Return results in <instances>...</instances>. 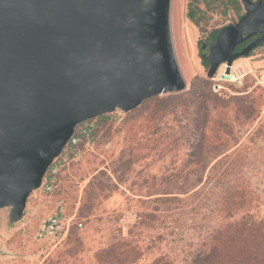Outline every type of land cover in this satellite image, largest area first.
Segmentation results:
<instances>
[{"label":"rangeland","instance_id":"rangeland-1","mask_svg":"<svg viewBox=\"0 0 264 264\" xmlns=\"http://www.w3.org/2000/svg\"><path fill=\"white\" fill-rule=\"evenodd\" d=\"M189 2L172 0V8L179 3L184 18L183 40L192 59L193 72L186 80L184 92L194 87L200 89L208 82V89L218 98L249 96L256 101L255 114L250 119L228 114L231 120L237 119L232 123L239 138L234 149L240 150L243 164L224 180L217 175L208 181L206 173L204 187L196 189L202 191L200 196L181 211H167L164 206L171 209L177 205H163L155 201L157 198L185 197L178 194L182 188L178 171L190 154L186 126L193 119L191 110L180 109L178 101L168 106L157 103L168 96L160 95L125 117L120 113L97 117L77 127L74 140L52 165L54 192L50 196L41 192L32 196L29 208L35 211L29 215L27 224L7 236L0 233L7 253L5 258L0 257V264H100L96 254L116 242L121 244L126 264H153L157 258L182 264L202 248L207 242L205 234L214 226L237 221L255 222L260 230L254 235L237 230L229 237L223 236L219 255L226 264H264V89L256 80L264 74V45L234 61L253 71L241 88L221 83L215 93L212 89L215 81L207 77L208 65L203 64L200 46L211 31L229 25L230 9L226 2L218 12L208 13L197 27L186 17ZM200 7L205 10L203 5ZM181 103L192 106L186 100ZM158 127L167 136L160 142L156 135ZM174 130L179 132L175 144L168 138ZM94 176L97 179L93 180ZM238 182L247 185L245 196L242 201L233 199L235 203L222 211L219 196L228 184L236 186ZM163 192L172 194L162 195ZM89 196L93 197L91 201ZM58 204L64 206L66 214H75L82 228L73 225L61 239H36L39 225ZM155 208L164 211L168 217L165 223L153 225L149 218H137L141 212L153 215Z\"/></svg>","mask_w":264,"mask_h":264},{"label":"water","instance_id":"water-1","mask_svg":"<svg viewBox=\"0 0 264 264\" xmlns=\"http://www.w3.org/2000/svg\"><path fill=\"white\" fill-rule=\"evenodd\" d=\"M172 0H0V233L27 224L79 125L184 92ZM202 43L207 77L264 45V0ZM258 38L241 50L236 48ZM7 253L0 241V257Z\"/></svg>","mask_w":264,"mask_h":264},{"label":"trees","instance_id":"trees-1","mask_svg":"<svg viewBox=\"0 0 264 264\" xmlns=\"http://www.w3.org/2000/svg\"><path fill=\"white\" fill-rule=\"evenodd\" d=\"M226 2L230 9L228 12L230 13L229 24L235 23L242 14V7L239 0H190L186 17L191 23L199 27L201 23L206 20L208 13L218 12ZM200 5H203L205 10H201ZM221 28L211 31L206 42L213 39ZM200 52L202 56L204 51L200 49ZM203 64L205 66L208 65L204 59ZM207 84L208 82H205L200 89L194 87L186 92L168 95L157 101V103L161 102L163 105L166 104L167 106L168 104H174L178 101L179 108H186L188 111L190 109V115L193 118L188 121L186 126V129L189 131L190 154H187V158L181 165L180 171H178L180 172L182 179L180 183L178 182L179 185L182 186V188L179 189L178 194L185 197L180 198L177 196H170L164 199L157 198V200H155L158 203L161 202L163 205L167 203L177 205L176 208L171 209L164 206V209L167 211L176 209L181 211V208L185 207L188 202L193 201L197 196H200L202 191L196 189L199 186H201V188L204 187L203 185L205 183L203 182V179L206 173L208 181H212L217 175L218 178L221 177L222 180H224L228 178V176H231L232 172L236 171L238 166H241L244 161L242 160L243 156H240V150L237 148L234 149L239 143V138L235 134L232 123L233 121L237 122V119L231 120L228 114L231 115V113H234L233 115H242L244 116V118H242L243 120L250 119L255 114L254 109L257 107V103L255 100H250L249 96H237L228 99L218 98L216 95L212 94L210 89H208ZM156 99L157 98H152L149 102L155 101ZM181 100L190 102L192 106L181 103ZM184 128L181 129L184 130ZM159 129L160 128L158 127V133L156 135L157 140L160 142L164 138L166 139L167 136H164ZM177 133L179 132L174 130V133L170 134L168 137L170 138L169 141L173 144L178 142V139L176 138ZM180 135H182V131H180ZM192 154L195 156H191ZM101 174L102 172H99L98 175L100 176ZM171 178L174 179V176L171 175ZM95 179H97L96 176H94L93 180ZM242 183L238 182L236 186L231 183L228 184L227 189H224V192L219 196L220 199H222V207H224L222 211L225 212L226 207L232 206L231 204L235 203L233 202V199H236V201H242L245 192L248 190L247 185ZM102 187L104 188V185ZM109 189H111L110 186ZM169 194L172 193H162V195ZM88 198L91 201L93 197L89 196ZM163 212L164 211H161L159 208H155L153 210V215H145L141 212L137 215V218L140 220L149 218L153 225H160L165 223L168 218ZM215 212H217V210L210 212V214H214ZM73 225L77 226L76 224ZM73 225H71V227H73ZM259 227L258 224L255 225V222L246 221H237L229 224L220 223L205 234L207 242L202 244V248L198 250L192 258L187 259L182 264H226L225 259H222L219 255L221 238L223 236L229 237L230 234L237 230L244 231L249 235H254L256 230H260L258 229ZM199 231L200 228L198 232ZM75 242L77 241L75 240ZM121 248L119 242L109 244L96 254V260L100 264H126V258L123 256V250ZM153 264L180 263H176L173 260L157 258L154 260Z\"/></svg>","mask_w":264,"mask_h":264},{"label":"built area","instance_id":"built-area-1","mask_svg":"<svg viewBox=\"0 0 264 264\" xmlns=\"http://www.w3.org/2000/svg\"><path fill=\"white\" fill-rule=\"evenodd\" d=\"M253 71L242 64L233 63L229 68V73H226V64H222L215 76L212 78L215 83L212 89L215 93L219 92L221 83H229L236 88H241L246 77L252 74ZM257 84L264 89V74L257 79ZM75 137V136H74ZM74 140V138H73ZM72 140V141H73ZM55 170L51 166L45 178L44 188L41 191L44 195H51L56 189V180L54 177ZM76 224L82 228V224L77 222L75 214L68 215L65 213L64 206L58 204L56 210L48 215L39 225L36 233V239H61L66 237L71 225Z\"/></svg>","mask_w":264,"mask_h":264},{"label":"bare ground","instance_id":"bare-ground-1","mask_svg":"<svg viewBox=\"0 0 264 264\" xmlns=\"http://www.w3.org/2000/svg\"><path fill=\"white\" fill-rule=\"evenodd\" d=\"M170 28H171V38L176 60L181 72V75L185 82L189 80L193 69L192 62L187 53V49L183 40L185 29H184V18L182 17L181 9L179 3H176L170 11ZM173 30V33H172Z\"/></svg>","mask_w":264,"mask_h":264},{"label":"flooded vegetation","instance_id":"flooded-vegetation-1","mask_svg":"<svg viewBox=\"0 0 264 264\" xmlns=\"http://www.w3.org/2000/svg\"><path fill=\"white\" fill-rule=\"evenodd\" d=\"M258 37H259V35L253 36L252 38H250L249 40H247L246 42L241 44L239 47H237L236 51L241 50L243 47H245L247 44H249L250 42H252L253 40H255Z\"/></svg>","mask_w":264,"mask_h":264}]
</instances>
